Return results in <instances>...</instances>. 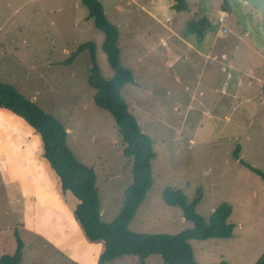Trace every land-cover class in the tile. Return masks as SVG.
Instances as JSON below:
<instances>
[{
  "label": "rangeland",
  "instance_id": "obj_1",
  "mask_svg": "<svg viewBox=\"0 0 264 264\" xmlns=\"http://www.w3.org/2000/svg\"><path fill=\"white\" fill-rule=\"evenodd\" d=\"M99 1L109 22L119 30L120 59L123 56L120 62L123 67L131 64L135 77L134 84L123 88V97L142 132L151 138L155 153L153 184L133 217L130 230L177 235L193 229L183 210L165 200L166 190L181 191L189 202H197L196 212L206 220L224 204L232 208L228 220L234 227L231 238L191 241L198 264H256L264 255V180L253 170L264 174V14L240 0H198V8L208 9L212 16L206 37L203 31L194 32L193 26L184 39L189 44L207 41L208 46L200 44V52L206 54L214 40L219 41V48L228 44L234 50V60L225 62L224 73L215 76L219 91L215 96L213 90H203L214 81L211 60L203 73L204 81L200 82L201 74L194 70L197 54L192 51L183 50L186 59L167 74L155 54L145 53L136 61L137 52L130 56L131 47L124 42L125 37L131 43L140 42L143 54L147 45L156 42L164 31L156 24L150 29L145 17L136 12L137 1L149 10L169 13L175 0ZM179 1L182 6L191 7L194 0ZM88 17L81 0H0V65L9 69L0 70V82H21L18 90L23 96L30 99L35 95L38 106L66 126L70 150L79 162L94 169L101 220L110 223L120 214L125 193L133 183V163L124 154L114 118L94 103L96 91L88 81L90 51L78 52L81 45L93 43L101 75L113 78L114 71L102 48L105 36ZM219 17L229 28L226 36L218 34ZM165 20L168 22V15ZM184 20L183 16L172 18L170 24L175 21L186 33L190 23ZM192 36L196 40L192 41ZM47 57L50 62L45 60ZM245 69L252 75L256 72L262 81L254 79V85L250 84L249 76L242 74ZM173 72L181 73L186 85L176 84ZM6 73L10 81L4 76ZM190 88L195 91L193 95ZM202 91L208 98L204 99ZM220 91L226 94L222 97ZM23 139L25 145L20 150L24 149V154L20 152L19 159L27 158L29 153L28 138ZM11 180L7 170L0 168V257L13 255L17 239L22 241L18 231L15 234L11 229L14 226L8 215L6 184ZM31 236L25 245V249L29 247L27 261L34 257L32 264H74L60 247L46 245L48 249H42L44 241L35 242ZM145 263L165 264L159 255L150 256ZM99 264L103 263L99 260ZM105 264L141 262L138 257L125 256Z\"/></svg>",
  "mask_w": 264,
  "mask_h": 264
},
{
  "label": "trees",
  "instance_id": "obj_2",
  "mask_svg": "<svg viewBox=\"0 0 264 264\" xmlns=\"http://www.w3.org/2000/svg\"><path fill=\"white\" fill-rule=\"evenodd\" d=\"M81 2L88 9V18L105 36L103 50L114 71V76L110 80L103 78L97 65L96 47L93 43L83 44L78 48V52L88 49L91 54L92 66L88 81L96 91L94 103L108 111L114 118L117 136L124 144V154L133 163V183L125 193L123 208L115 220L110 223L101 220L96 174L93 168L79 162L70 150L69 132L62 122L11 85L1 82L0 109L10 111L24 119L40 137L43 157L59 177L62 191L70 192L79 201L74 217L85 238L90 243L103 244L101 263H109L125 256H135L139 258L141 264H146L147 258L159 255L165 264H198L193 255L191 241L231 238L234 227L228 220L232 208L224 204L213 211L206 220L196 212V201L189 202L181 191L169 189L164 195L166 202L172 206H179L183 210L184 218L193 223V229L177 235H149L130 230V223L153 184L152 160L155 158L153 142L142 132L122 94L123 88L127 84H134L135 79L131 70L123 67L120 62L117 26L109 22L99 0ZM224 6H227L225 1ZM253 170L264 180L262 172ZM17 240L15 253L0 257V264H21L24 244L19 238ZM256 264H264V255Z\"/></svg>",
  "mask_w": 264,
  "mask_h": 264
},
{
  "label": "crops",
  "instance_id": "obj_3",
  "mask_svg": "<svg viewBox=\"0 0 264 264\" xmlns=\"http://www.w3.org/2000/svg\"><path fill=\"white\" fill-rule=\"evenodd\" d=\"M197 3L198 0L191 1V7H189L188 5L182 6L179 0H175V2L171 4L169 13H166L165 10L160 11L154 8L149 10L144 4H140L137 1L136 12L145 17V22L151 25L150 29L153 30V25L156 24L159 29L164 31L159 33L158 40H155L156 42L147 45L146 52L143 54H141L140 51V42H135L138 44L137 47H133L135 43H131L128 37L124 38V42L128 44V47H131L130 56L137 52L134 58L136 61L141 59L142 55L145 53L155 54L154 57H156L159 62L162 61L167 74L169 70H175L177 63L186 59L184 56H186L187 50L192 51L194 55L197 54V67H195L194 70H197L199 74H201L199 77V79L201 78L200 82L204 81L203 73L207 71L209 61L211 60L212 67H215V73L213 74L214 81L211 82L208 77L207 80L212 84L203 87V90H213L215 92L214 95L217 96L219 95L216 84L218 80L215 81V76L224 73L225 62L233 59L234 50L228 44H222L223 46L219 48V41L214 40L210 43V49L206 54L200 52V44L202 43L204 46H208L206 43L207 41L202 39L197 41L199 43L193 42L189 44L184 39L187 38L186 35L191 34L189 31H191L193 26H195L193 29L194 32L198 30L203 31L205 32L204 38L206 37V31L208 30L207 26L212 16L208 12V9L205 10L203 7L198 8ZM178 7H182V9H175ZM167 15L168 22L165 20ZM180 16L185 17L184 23H190L186 33L182 31V26L179 27L177 23L176 25L174 24L175 21L170 24L172 18L178 19ZM205 18H209L208 22L205 21ZM199 26L200 29H198ZM139 30L140 29H138V31ZM218 34L222 36L220 30ZM197 35L200 36V34ZM215 37L218 38L216 35ZM191 40L193 41L196 39L192 36ZM123 48H125L127 52V46ZM183 50L186 51L183 52ZM67 53L69 52L67 51ZM261 58L264 66V57ZM121 59L123 60V56ZM45 60L50 62L48 57ZM64 61L66 60L63 57L61 63L63 64ZM126 63H128V60ZM23 65L27 66L28 64L23 62ZM130 65L131 64H129V67L125 68L132 72ZM1 66L2 65H0V70L8 69L6 66ZM242 74L249 76L250 81L248 82L252 85H254V79L258 80V82L262 81L256 72L252 75L245 69ZM4 76L7 77V80H11V78H8L7 73ZM171 76H173L176 84L186 85L181 73L178 72L177 74L173 72ZM15 77V75H12V78ZM242 83H244V85L246 84L244 81H242ZM202 84L203 83H200V86ZM250 84H248V86L251 87ZM9 85L18 90V88L21 87V82L17 85ZM196 88L198 87H195V90ZM252 89L256 90L254 87ZM189 92L191 95L195 93V91H191V88ZM220 93L222 97L226 94L224 91H220ZM201 94H203L204 99L208 98L205 91H202ZM148 95H151V93H148ZM30 99L36 101V96L32 95ZM23 136L28 138L26 143L29 148V153L27 158L24 159L23 157L19 159L20 152L24 154V149L20 150V148H23L25 145ZM0 168L6 169L10 180L12 179L10 183L6 184V199L10 208L8 215L12 218L14 226L11 229L14 230V233L18 231L19 235L22 237L24 249L25 245H28L30 242L29 238L33 235V240L35 242L41 239L44 241L42 249H48L46 245H50L54 248L60 247L62 251L68 254L67 257L74 264H83V262L84 264H99L100 256L103 252V245L101 243H90L86 240L80 225L73 216V212L79 202L71 193L62 192L59 177L51 168L49 162L43 157L40 137L24 119L4 109H0ZM10 171L13 172V174H9ZM4 216H6V214H4ZM34 241L30 244H33ZM27 249H29V247ZM27 249H25L23 253L22 264L23 261L32 264L35 259L33 257L31 260L27 261ZM76 256L77 259L74 258Z\"/></svg>",
  "mask_w": 264,
  "mask_h": 264
},
{
  "label": "water",
  "instance_id": "obj_4",
  "mask_svg": "<svg viewBox=\"0 0 264 264\" xmlns=\"http://www.w3.org/2000/svg\"><path fill=\"white\" fill-rule=\"evenodd\" d=\"M264 14V0H240Z\"/></svg>",
  "mask_w": 264,
  "mask_h": 264
},
{
  "label": "built area",
  "instance_id": "obj_5",
  "mask_svg": "<svg viewBox=\"0 0 264 264\" xmlns=\"http://www.w3.org/2000/svg\"><path fill=\"white\" fill-rule=\"evenodd\" d=\"M218 22H219L220 25H221L220 34H221L222 36H226V35H228L229 30H228V28H226V26H225V20H224V18H223V17H219Z\"/></svg>",
  "mask_w": 264,
  "mask_h": 264
}]
</instances>
